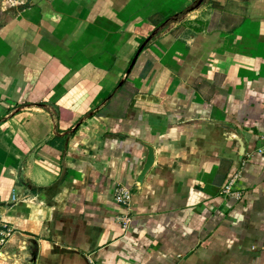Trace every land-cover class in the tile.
Listing matches in <instances>:
<instances>
[{
	"label": "crops",
	"instance_id": "1",
	"mask_svg": "<svg viewBox=\"0 0 264 264\" xmlns=\"http://www.w3.org/2000/svg\"><path fill=\"white\" fill-rule=\"evenodd\" d=\"M190 1L0 0V264H264V0Z\"/></svg>",
	"mask_w": 264,
	"mask_h": 264
},
{
	"label": "built area",
	"instance_id": "2",
	"mask_svg": "<svg viewBox=\"0 0 264 264\" xmlns=\"http://www.w3.org/2000/svg\"><path fill=\"white\" fill-rule=\"evenodd\" d=\"M240 178V173L236 172L229 179V181L222 187L221 193L228 198L240 200L243 196V190L237 187V182ZM132 197L131 190L124 184L117 185L115 189V199L118 203L128 205ZM16 200L17 197L13 196ZM124 227H127L131 221L130 216L125 215L119 218ZM15 234V229L7 223L0 224V252L1 249L7 244L9 238Z\"/></svg>",
	"mask_w": 264,
	"mask_h": 264
},
{
	"label": "water",
	"instance_id": "3",
	"mask_svg": "<svg viewBox=\"0 0 264 264\" xmlns=\"http://www.w3.org/2000/svg\"><path fill=\"white\" fill-rule=\"evenodd\" d=\"M202 2H203V0H199L198 1V6H200V4H202ZM154 35H155V32H153L150 36H148L143 41V43L140 45V47L138 48L134 58L131 61L130 66H129L128 70H127L128 73L131 71L132 67L134 66V64H135V62L137 60V57L139 56L141 51L144 49L145 45L153 38ZM234 136L240 142V145H241L240 154H241V157H242V155L244 154V151H245V141H244L243 137L238 135V134H234ZM145 146L148 148V156H147L146 162H145L140 174L137 177V181L139 183H141L143 181V178L145 177L147 172L151 169V167L153 166L154 161H155V151H154L153 146L151 144H145Z\"/></svg>",
	"mask_w": 264,
	"mask_h": 264
},
{
	"label": "rangeland",
	"instance_id": "4",
	"mask_svg": "<svg viewBox=\"0 0 264 264\" xmlns=\"http://www.w3.org/2000/svg\"><path fill=\"white\" fill-rule=\"evenodd\" d=\"M198 1L199 0H191L189 5L186 6V8H190V7H195L197 6V9L200 10L201 8H203V11L202 12H191L190 14L191 15H194V14H203L204 16V13H207V10L206 8H213V5H208L209 2H214L212 0H203L202 4H200V6H198ZM185 8V9H186ZM175 13V12H174ZM173 14V13H172ZM187 13H184L182 14L179 19H183V17L186 15ZM171 15V14H169ZM187 16V15H186ZM185 16V17H186ZM166 17H168V15H162L161 17L158 18L157 22L155 23L156 25H158V23H160L164 18L166 19ZM184 17V20L182 22H180L177 26H181L182 27V31L186 30L188 27H192L191 25V22L193 21V19H185ZM175 21L173 18L169 17V20L166 22V25L164 28H162L163 30L167 27H171V26H174L175 24ZM156 28V27H155ZM186 28V29H185ZM161 29V30H162ZM135 56V55H134ZM134 58V57H133Z\"/></svg>",
	"mask_w": 264,
	"mask_h": 264
},
{
	"label": "trees",
	"instance_id": "5",
	"mask_svg": "<svg viewBox=\"0 0 264 264\" xmlns=\"http://www.w3.org/2000/svg\"><path fill=\"white\" fill-rule=\"evenodd\" d=\"M190 9H191V7H190V8H186L185 10H182V11H180V12H177V13L173 14V15L170 16V17L173 18L174 20L179 19V17H180L182 14L189 12ZM168 18H169V17H168ZM168 18H167L166 20H168Z\"/></svg>",
	"mask_w": 264,
	"mask_h": 264
}]
</instances>
